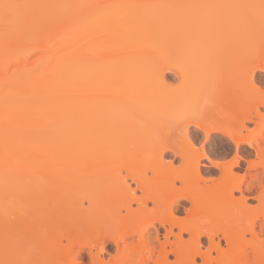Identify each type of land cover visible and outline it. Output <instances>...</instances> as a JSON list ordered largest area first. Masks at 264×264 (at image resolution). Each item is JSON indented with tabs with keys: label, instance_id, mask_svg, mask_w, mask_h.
<instances>
[{
	"label": "bare ground",
	"instance_id": "1",
	"mask_svg": "<svg viewBox=\"0 0 264 264\" xmlns=\"http://www.w3.org/2000/svg\"><path fill=\"white\" fill-rule=\"evenodd\" d=\"M4 4L17 7L11 18L0 7V240L20 228L14 254L19 263L109 264L101 254L111 241L116 256L110 264H147L153 249L144 245V233L158 223L168 228L155 264H196L197 256L201 264H212L198 250L199 237L206 235L210 249L219 251L207 231L211 226L178 223L185 222L181 210L189 215L197 207L200 222H216L229 243L215 264H264L263 244L244 243L243 233H252V225L243 230L225 213L233 191H241L233 171L240 161L210 160L231 182L211 196L200 185L205 154L193 156V145H178L190 141L192 127L208 137L225 133L226 126L205 123L180 107L167 130L161 113L172 100L163 90L166 74L173 73L176 82L186 75L174 57H201L217 45L227 52L251 49L242 78L255 95L250 100L236 92L229 96L231 120L242 129L262 116L264 95L255 84L264 73L261 1L212 9L211 0H0ZM220 25L225 35L216 38ZM245 140L257 155L264 154V140ZM167 152L184 165L181 182L187 188L161 176L169 167L163 163ZM143 154L156 166L154 183L138 172ZM97 168L105 170L104 178L89 194L86 209L73 186L94 182L91 170ZM114 198L120 200L116 211L95 213ZM103 222H142L135 230L138 241L128 249L121 246L128 234L123 229L121 240L104 238ZM173 227L179 229L175 247L166 250ZM183 231L189 242L181 240Z\"/></svg>",
	"mask_w": 264,
	"mask_h": 264
},
{
	"label": "rangeland",
	"instance_id": "2",
	"mask_svg": "<svg viewBox=\"0 0 264 264\" xmlns=\"http://www.w3.org/2000/svg\"><path fill=\"white\" fill-rule=\"evenodd\" d=\"M254 0H211V9L219 5H229L235 7H244L246 3H253ZM261 1V0H260ZM264 25V21H263ZM223 26H217L215 29V37L225 35ZM219 35H218V34ZM251 53L249 46H238L230 51L223 50L222 47L214 45L207 54L199 57L184 56L182 58H176L181 60L180 65L186 70V75L181 81H175V75L171 72L165 76V85L163 90L165 95L171 97L165 104L161 113L164 112L165 129H170L173 125V117L175 109L184 108L187 103L189 105L198 104L199 97L201 95H207L211 98V106L203 109L202 112L199 109L193 110L191 107L185 108L193 115L205 119V123L211 124L221 123L226 126L227 131L211 132L208 137L204 132L191 128L189 142L179 141L178 145L181 149H187L193 145V156L199 154H205L206 158L202 160V169L205 171L203 175L205 180L200 182L201 188L204 193H210L211 196L217 195L222 192L231 182L225 177L223 169L215 168L211 165V161H218L223 164H229L234 160H239V166L233 168L234 178L236 181L241 180V191H233L232 197L229 203L225 207V213L229 222L232 225L241 227L243 230L247 229L249 225H252L253 232H244V243L251 244L252 242H259L263 244L264 248V154L257 155L255 150L251 148L245 139L251 138L254 143L264 140V107H259L261 117H255L253 121L246 122L245 127L240 129L239 124L235 120H231L232 108L229 105L228 98L233 93L241 94L242 97L249 99L252 98L255 91L249 87V85L242 78V74L245 72L247 56ZM246 74V72H245ZM262 82V83H261ZM256 86L259 89L264 88V73L259 74L255 80ZM187 101L183 102L181 101ZM171 111V112H170ZM173 114H170L172 113ZM164 129V128H163ZM164 131V130H163ZM262 131L263 135L259 136L258 133ZM243 138V140H242ZM236 141L238 145L236 147ZM191 142V143H190ZM146 154V153H145ZM145 154L139 156L141 162L139 166V174L141 177L149 182L154 183V170L156 166L154 162ZM255 163L253 167H249L248 162ZM163 163L169 167L165 170H161V176H167L171 178L177 188H187L181 180L185 176V167L181 164L179 157L173 158L170 152H167L163 157ZM171 163V165H170ZM91 174L94 178V182H84L73 186L72 193L82 201L83 207L90 208L89 194L95 189L104 178L105 170L93 169ZM125 171L121 172L124 176ZM71 186V187H72ZM76 186V187H75ZM135 188V184L131 186ZM136 195H141L140 190H135ZM120 205V200L114 198L108 204H103L96 208V214H101L109 211H116ZM185 207H191L188 202H183ZM132 208H136L135 204H132ZM148 208L152 209L153 204L148 203ZM179 216L185 218V222H178L182 228L195 225L197 228H207V231L211 234V239L214 243L219 245V251H216L211 247L210 242L206 235L199 237L198 250L202 254H206L210 257L212 264H215L220 252L227 251L229 243L223 237V230L216 224V222H200L201 211L196 207L189 215L185 214V210H181ZM185 211V212H184ZM121 215L125 214L123 210H120ZM142 222H103V237L108 239L118 238L121 240V229L126 231L127 236L125 241H120L121 246H126L128 249L131 245L138 241V236L135 233ZM154 227H148L144 233V245L147 243L153 249V255L147 264H155V259L158 252L166 240V230L168 225L154 224ZM12 237L0 240V250L9 248L6 252H0V264H18L20 261L14 257L16 251L17 240L23 233L20 228L13 230ZM172 234H169L167 243H165V249L171 250L175 247L176 235L179 232L177 227H173ZM157 234V235H156ZM165 235V236H164ZM165 237V238H164ZM181 240L189 242L190 235L187 232H181ZM106 251L101 254L105 263H111L116 256L115 247L112 242H108ZM94 251V249L92 250ZM169 261H174V256L169 254ZM202 259L200 256L196 257V264H201ZM20 264V263H19Z\"/></svg>",
	"mask_w": 264,
	"mask_h": 264
},
{
	"label": "clouds",
	"instance_id": "3",
	"mask_svg": "<svg viewBox=\"0 0 264 264\" xmlns=\"http://www.w3.org/2000/svg\"><path fill=\"white\" fill-rule=\"evenodd\" d=\"M211 104H212V100H211V98L209 96H207V95H201L199 97L198 104H196V105H189V104L186 103L184 105V108L191 107L193 110H195V109L198 108L199 111L202 112L203 109L211 106ZM181 111H183V109H181Z\"/></svg>",
	"mask_w": 264,
	"mask_h": 264
},
{
	"label": "snow or ice",
	"instance_id": "4",
	"mask_svg": "<svg viewBox=\"0 0 264 264\" xmlns=\"http://www.w3.org/2000/svg\"><path fill=\"white\" fill-rule=\"evenodd\" d=\"M261 8L264 9V0H261ZM5 10V15L8 16L9 18L12 17V9L17 7V5H12V4H4L0 5ZM252 87H255V85H252ZM261 95H264V88H261L260 90Z\"/></svg>",
	"mask_w": 264,
	"mask_h": 264
}]
</instances>
